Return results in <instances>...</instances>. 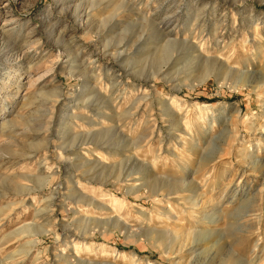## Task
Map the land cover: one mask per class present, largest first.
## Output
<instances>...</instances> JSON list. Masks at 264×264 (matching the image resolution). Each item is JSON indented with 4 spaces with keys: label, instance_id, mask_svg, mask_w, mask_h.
<instances>
[{
    "label": "rangeland",
    "instance_id": "374dc122",
    "mask_svg": "<svg viewBox=\"0 0 264 264\" xmlns=\"http://www.w3.org/2000/svg\"><path fill=\"white\" fill-rule=\"evenodd\" d=\"M263 77L264 0H0V264H264Z\"/></svg>",
    "mask_w": 264,
    "mask_h": 264
},
{
    "label": "bare ground",
    "instance_id": "6f19581e",
    "mask_svg": "<svg viewBox=\"0 0 264 264\" xmlns=\"http://www.w3.org/2000/svg\"><path fill=\"white\" fill-rule=\"evenodd\" d=\"M260 78H262V77H260ZM264 78V77H263ZM94 203V202H93ZM92 202L90 203V205L91 206H93V207H97V209H102V210H108L109 208L108 207H104V206H100V205H96V204H93ZM90 220L91 219H89V218H87V228H88V232L89 231H91V229H95V228H92V223H90ZM109 223H111L112 225V229H114L115 227L116 228H118V229H120V230H123V231H125L126 232V225L124 224V223H122V220L118 217V215H114L113 217H111L110 218V220H109ZM25 233H27V231L25 232ZM28 233H30V231H28ZM48 233H50V231H42V232H40V234H48ZM38 234L36 233V234H34V236L36 237ZM35 239V238H34ZM36 244V239L35 240H33V241H31L30 243H29V246L30 247H32L33 245H35ZM26 254H29V252H27ZM76 258V257H75ZM58 259L59 260H66V259H68V257L66 256V255H62V256H59L58 257ZM75 264H81V261L80 260H78V259H75ZM68 262V261H67ZM73 262H74V260H73ZM71 263H72V261H71ZM73 264V263H72Z\"/></svg>",
    "mask_w": 264,
    "mask_h": 264
}]
</instances>
